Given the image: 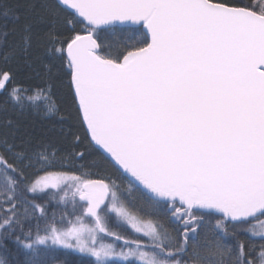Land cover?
Segmentation results:
<instances>
[{
    "label": "snow or ice",
    "instance_id": "1",
    "mask_svg": "<svg viewBox=\"0 0 264 264\" xmlns=\"http://www.w3.org/2000/svg\"><path fill=\"white\" fill-rule=\"evenodd\" d=\"M0 18L4 62L45 76L0 69V111L56 116L59 62L97 154L78 165L80 135L62 147L3 121L0 264H264V0H0ZM41 194L71 211L57 220Z\"/></svg>",
    "mask_w": 264,
    "mask_h": 264
},
{
    "label": "trees",
    "instance_id": "2",
    "mask_svg": "<svg viewBox=\"0 0 264 264\" xmlns=\"http://www.w3.org/2000/svg\"><path fill=\"white\" fill-rule=\"evenodd\" d=\"M7 3L15 4L20 3L22 0H6ZM221 2H226L230 4L238 3L239 0H221ZM247 2V0H244ZM3 23V18H0V24ZM9 28L12 26V21H8ZM45 62L47 58H45ZM33 67L40 72V76L37 77L32 70L28 68H23L21 70H17L18 65L16 61H11L6 64L3 60V55L0 53V69L11 68L15 75V83L22 85L23 87H35V86H43V81L45 79L44 69L40 67V62L37 61ZM51 82L53 85V99L58 105L60 112L54 117H48L41 114H37L32 111H28L24 114H17L16 112L11 110V106H9V111L7 113L0 111V130H2V123L6 118H11L17 121L20 124L19 129L17 130V138H22L26 136H31L33 139L45 138L52 141L57 142L62 147H67L68 144L73 140L74 135H80L82 137L80 144L76 147V151L85 152V160L79 161L76 163L83 164L91 161L93 159H97V154L88 148L86 139L84 138V132L80 128V126L76 122V113L73 110V93L70 89V73H66L63 66L59 63H53L50 71ZM11 87V85H9ZM4 100V94H0V102ZM61 116L64 118L61 119ZM91 153V155H89ZM111 171V169L107 168V165L101 162L100 169H93L94 172L100 171L103 173L105 170ZM66 169H62L60 167H55L49 169V171H63ZM41 174V173H39ZM92 178H99L98 176H93ZM126 183V182H125ZM46 191H55L54 189H48ZM32 199L31 195L29 196ZM38 203L45 204L47 207V211L49 215H51L54 211L56 212L57 220H59L60 215L65 211L70 212L71 206L69 205L65 208L64 205L57 204L55 201L49 199L46 195H39L36 197ZM132 202V201H131ZM133 207L134 209H141L145 213H148L150 209L141 199H133ZM140 207V208H139ZM147 218L152 220H160L161 223L164 224L166 228L174 231L179 225L171 222L165 214H161L156 216L155 214L148 215ZM211 219L212 225L215 224V218H207ZM250 224L252 222H249ZM248 225H243L241 227H247ZM130 230V229H128ZM127 230V231H128ZM182 230V229H181ZM131 231V230H130ZM240 235L247 241L255 244L257 249L259 248L260 243L262 242L258 237H251L248 233L241 231ZM68 261V264H90L91 257L80 255L79 253H75L72 255H68L65 257Z\"/></svg>",
    "mask_w": 264,
    "mask_h": 264
},
{
    "label": "rangeland",
    "instance_id": "3",
    "mask_svg": "<svg viewBox=\"0 0 264 264\" xmlns=\"http://www.w3.org/2000/svg\"><path fill=\"white\" fill-rule=\"evenodd\" d=\"M39 175H43V173H41V174H39ZM132 202H133V200H132ZM132 202H131V207L133 206V203H132ZM133 207H134V206H133ZM133 207H132V210H133V211H137L138 214H139L141 217H143L144 219H149V218H147V216H148L147 213H145V212L142 211L141 209H139V210L134 209L135 207H134V208H133ZM139 208H140V207H139ZM261 219H264V218H261ZM252 223H255V222H252ZM129 229H130V228H129ZM130 230H131V229H130ZM130 230H128L129 233H131V231H132V230H131V231H130ZM257 230H260L258 226H257ZM105 242H109V241H108L107 239H105Z\"/></svg>",
    "mask_w": 264,
    "mask_h": 264
},
{
    "label": "water",
    "instance_id": "4",
    "mask_svg": "<svg viewBox=\"0 0 264 264\" xmlns=\"http://www.w3.org/2000/svg\"><path fill=\"white\" fill-rule=\"evenodd\" d=\"M70 80H71V77H70ZM1 94V93H0Z\"/></svg>",
    "mask_w": 264,
    "mask_h": 264
}]
</instances>
